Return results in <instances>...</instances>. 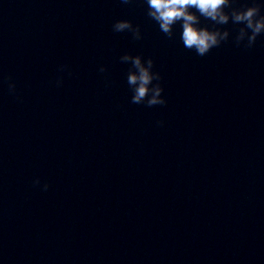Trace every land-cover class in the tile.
Segmentation results:
<instances>
[{
    "label": "clouds",
    "instance_id": "obj_1",
    "mask_svg": "<svg viewBox=\"0 0 264 264\" xmlns=\"http://www.w3.org/2000/svg\"><path fill=\"white\" fill-rule=\"evenodd\" d=\"M132 2L133 0H121L123 4ZM234 2L235 0H145L147 15L158 24L161 32L172 39L173 26L179 23L182 28L180 38L183 46L195 50L199 56H205L212 48L228 40L229 31L215 26L226 25L230 20L234 24L243 25L235 37L238 47L246 40L244 47L251 48L257 37L264 34V14H261L264 4L258 0H251L250 5L235 7ZM192 9H195V12ZM201 17L213 23L211 30L207 26H200ZM112 27L114 32L128 31L132 33L134 40L142 39L139 26H134L130 20H117ZM120 60L131 64L127 73V83L133 92L131 97L133 104H145L148 107L166 104L167 101L162 96L163 88L159 83L161 76L159 72L153 71L152 58L144 60L140 55L124 54ZM66 67L62 66V70ZM99 71L105 72L106 69L101 66ZM154 81L156 83H153ZM57 83H62V79ZM9 90L14 91L15 84L10 83ZM34 183L39 184V179ZM48 187L49 185L45 183L43 190L47 191Z\"/></svg>",
    "mask_w": 264,
    "mask_h": 264
}]
</instances>
